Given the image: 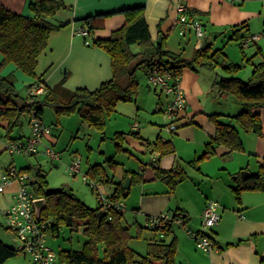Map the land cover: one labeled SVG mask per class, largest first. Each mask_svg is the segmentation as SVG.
<instances>
[{"label":"trees","instance_id":"trees-1","mask_svg":"<svg viewBox=\"0 0 264 264\" xmlns=\"http://www.w3.org/2000/svg\"><path fill=\"white\" fill-rule=\"evenodd\" d=\"M65 9L63 0H31L28 5L30 16H23L6 10L0 4V125L5 124L4 129L8 134L14 128L21 127L22 119L25 117L29 118V122L31 117L41 121L45 108L52 109L56 117L77 114L82 123L102 131L105 117L115 112L118 103L135 101L139 88L138 72L146 77L152 70L158 69L161 74H166L175 80L180 77L184 69L196 73L201 70L213 71L217 66L225 73L239 69L238 65L227 61L222 50L212 51L206 41L199 49H195L190 57L166 50L163 41L160 43L152 41L144 8L133 7L78 20L81 23L78 29L86 31V36H83L84 43L102 50L109 56L112 71V78L109 81L89 91L85 88L68 90L62 80L53 87H45L40 95L28 94L27 97L20 99L16 92L14 76L11 74L3 77L1 71L4 66L13 64L16 69L35 79L37 59L46 49L50 34L64 27L50 20L56 13ZM113 14L124 16V25L113 31L107 39L94 38V32L102 29L105 19ZM230 31L233 39L240 40L241 51H244L241 43L254 36L245 22L230 27ZM131 46H137L139 51L132 53ZM212 88L218 97L232 95L240 104L242 111L234 116L212 114L208 117L215 126V136L206 145L203 155L191 163L193 167L197 162L213 156L216 147L225 148L228 154L241 152L243 141L239 129L246 134L259 137L262 135L263 126L257 110L264 109V62L253 64L249 81L222 77L214 80ZM116 138L119 141L124 139L121 133L116 134ZM153 145V151L159 157L174 153V147L170 142H161L158 139ZM116 146L121 148L120 143ZM157 160L152 163L154 176L164 183L171 193L177 185L187 179V175L180 167H174L169 171L162 170L158 167ZM109 164L116 165L112 160ZM20 173L26 175L24 171ZM88 175L91 179L102 175L100 183L103 184L105 176L101 166L91 167ZM130 176L132 180L135 176L139 177L138 174H130ZM110 182L112 183L111 180ZM27 184L33 189L34 199L45 200V208L39 219L47 222V230L52 235L58 236L62 226L71 230L83 227V232L88 237L83 250H68L58 254L66 264H174L176 238L173 236L168 241L164 239L171 234L173 220L166 222L163 238L159 237V232L156 230L144 228L158 237L148 242L147 253L140 255L129 249L127 245L130 237L128 230L123 226V212L112 213V219L108 221L105 215L102 218L97 217L98 207L88 208L70 190L62 188L47 194V182L40 170L36 173L35 181L29 182L27 178ZM263 190L264 159L260 169L255 174H251L247 180L242 181L237 176L235 186L232 188L238 203L242 192ZM128 193L129 190H123L121 184L117 183L112 196L109 197L119 200L126 198ZM170 215L172 219L180 218L186 225L187 217L184 214L175 211ZM98 245L102 247V257L97 253ZM18 252L20 251L0 241V264L14 258Z\"/></svg>","mask_w":264,"mask_h":264},{"label":"crops","instance_id":"crops-1","mask_svg":"<svg viewBox=\"0 0 264 264\" xmlns=\"http://www.w3.org/2000/svg\"><path fill=\"white\" fill-rule=\"evenodd\" d=\"M30 1L0 0V4L12 13L30 16L28 10ZM63 2L66 9L56 13L50 21L57 25L62 24L64 27L50 34L46 49L37 59V65L34 70L35 79L29 89L37 86H43V88L53 87L64 80V87L68 90L85 88L93 91L112 78L109 56L98 48L86 45L83 36L76 34V29L81 26L78 20L86 17L115 13L126 8L143 7L152 41L158 42L160 38V42L163 41L166 50L171 51L167 46V39L172 30H176L178 35L180 28L177 23L178 15L176 13V6L178 5H183L187 9L189 18L198 20L202 24L204 34L206 33V25L202 22V18H207L209 24L220 27L238 24L245 15H248L236 8L235 4L226 0H63ZM225 18L233 20H224ZM124 23V16L113 14L105 19L103 28L95 31L93 37L96 39H107L113 31L121 28ZM178 37L180 36L178 35ZM192 39L195 41L191 42ZM180 40L184 41L183 46L193 43V50L199 49L203 44L190 29L187 30L184 38L180 37ZM200 72L196 73L189 69H184L181 72L179 87L184 93L187 105L185 111L180 114L177 120L176 125L179 128L176 133H173V138L162 137L160 129L164 126H159L156 121L150 123V128H141V125L135 120L131 123L133 138L127 136L128 147H133L141 153L144 151L148 152L150 154L148 163L138 161L134 156L139 163L137 170L133 168L127 170L119 169L118 171L116 170V175L114 176L106 173L104 165L99 164L98 161H95L92 165L87 163L88 168L84 170V174L87 175L91 167H102L105 176L103 185L108 186L111 190L106 197L112 196L115 184L120 183L122 187L126 178H129L130 186L134 183L140 185L139 195L132 210L135 214H141L146 218L143 228H147L146 223L149 218H154L153 216L164 213L173 214L175 211L184 214L187 217L186 223L188 224L190 221L188 210L178 202L173 203L174 197L170 196L164 183L155 178L152 163L158 158L157 165L162 170L169 171L174 167H180L187 173L188 164L203 155L206 145L215 136V126L208 117L212 114L229 116L224 113H216L211 108L215 100L214 96H208V91L210 90L211 95L215 91L212 88L214 81H212L209 89L206 88L205 82L201 81ZM147 87L148 91H152L154 95L155 104L158 107L165 105L166 101L163 105L159 101L162 94H157L158 90H154L148 85ZM215 96H217V93ZM223 97L225 96L219 98ZM136 112L138 116V110ZM4 126V123L0 125L3 129ZM22 138L19 137V140ZM15 139L18 140V138ZM158 139L161 142L172 143L174 153L159 157L153 151V144ZM263 141L259 144V154L261 155H264ZM55 143L56 140L50 134L43 140L42 147H53ZM123 150L134 159L130 151ZM257 158L256 161L259 163L260 168L262 165L261 158L260 156ZM112 161L118 165L120 164L114 158ZM204 161H214L219 166L217 170L221 172L217 180L218 191L204 194L205 199L202 200L199 208V219H201V212L207 202H219L218 214L220 220L210 231V236L215 243V250L208 257H205L207 264H264V190L242 192L239 203L235 200L232 191L237 176L242 180L241 173L247 172L251 175L257 171L249 169V158L244 153L234 152L228 154V151L223 147H216L214 155ZM128 173L138 174L140 179L135 176V179L132 180ZM77 175L72 176L75 177ZM88 177L91 179L89 175ZM101 177L102 175H97L94 179L100 182ZM158 183H161L163 187H159ZM17 190V182H9L0 189V194L5 198L6 209L13 204ZM205 200L207 201L205 202ZM122 220L126 222L124 217ZM191 231L194 233L198 232L192 229ZM152 234L154 237H151L149 242L157 239L156 235ZM174 237L176 238V236ZM180 240L183 242V249L193 252L194 241L191 237L187 234H182Z\"/></svg>","mask_w":264,"mask_h":264},{"label":"rangeland","instance_id":"rangeland-1","mask_svg":"<svg viewBox=\"0 0 264 264\" xmlns=\"http://www.w3.org/2000/svg\"><path fill=\"white\" fill-rule=\"evenodd\" d=\"M235 6L241 12L248 14L238 24L217 27L209 24L207 18L201 19L204 25H206V33L205 38L201 39L200 42L206 41V44L210 46L212 51L222 50L230 64L239 66V69L232 73H225L219 66L213 71L201 70V81L205 82L206 88L208 89L212 81L222 77H232L247 82L251 79L253 64L264 62V0H240V3L235 4ZM227 19L233 20L229 18H225L224 20ZM244 22L247 23L250 32L257 36L258 39L247 49L241 51L239 47L240 40L237 41L232 38L230 27L240 25ZM194 41V39L191 40V42ZM183 42L178 37L176 30H172L167 39V46L174 53H182L185 57H190L194 51L192 48L193 43L188 46H183ZM130 50L132 53L139 51L137 46H131ZM11 74L15 79V88L18 97L20 99L27 97L29 87L34 82V78L25 75L22 71L16 69L13 64L4 66L1 71V76L5 77ZM137 78L139 88L135 101L118 103L115 112L105 117L102 131L82 123L77 114L56 117L52 109H44L41 122L51 129V134L56 140L55 146H51V148L59 154V160H49L43 154L45 147L42 146L38 148L39 153L35 155H11L5 149L7 142L11 141V139L18 138L17 141L26 142L29 133L31 134L28 117L22 119L21 127L14 128L9 134L5 129L0 127V177L6 173L9 167H15L19 172L24 171L27 174L28 181L32 182L36 180V172L40 170L41 175L45 177L47 182L46 191L62 188L70 190L88 208L96 209L98 207L97 193L83 181L81 174L73 177L67 172V166L75 158L79 159L82 163V174L85 173L84 170L88 168V164L92 165L95 161L103 164L106 173L111 176L116 175V170L118 171L119 169L127 170L133 168L137 170L139 163L135 158L138 161L148 163L150 161V154L145 151L141 153L133 147H128L127 136L133 138L131 123L135 120L141 125V128H150V123L156 121L159 126H164L160 129L161 135L167 139L172 137L174 135L173 133H176L179 128L177 127L174 132H168L166 130L168 120L164 117L163 113L157 112L158 106L155 104L156 101L154 102L153 100L154 95L152 91H148L146 78L141 72L137 73ZM208 92V96H214L215 102L211 106L214 112L234 116L242 111L240 104L232 95L219 98L215 96V91H213L214 95L210 94V90ZM159 93L160 91L158 90L157 94ZM159 101L163 105L166 101L165 96L161 95ZM136 109L138 110V116ZM257 112L260 113L263 126L260 137L253 134H246L239 129L243 141V150L241 152L249 158L248 165L251 171H258L260 169L259 163L256 161L258 156H260L261 162L264 159V155L259 154V144L264 140V109H258ZM120 133L123 134L124 139L119 141L116 138V134ZM19 137L23 138L19 140ZM118 143L121 144L120 149L116 146ZM123 149L130 151L133 158L134 156L135 158L132 159ZM113 158L120 164L115 163L116 165H110L109 161ZM195 160H192L189 163L190 165L188 164L189 168L186 169L187 179L177 185L171 193H169L168 187L164 184L170 196L174 197L173 203L178 202L186 208L190 217V221L185 226L174 223L171 227V234L164 237L168 241L173 236H176L174 264H207L205 257L209 256V254L196 249L194 242L193 252L186 251L183 249V242L180 240L182 234L186 235L187 229L202 231L203 227L201 225V219H199V208L202 200L205 199L203 195L210 192H217L219 189L217 181L219 173H221L217 170L219 166L214 161L201 160L193 167L191 163ZM199 169L202 170L199 171ZM93 180L98 184L99 191L106 197L111 191L110 188L100 183L97 179ZM139 186L134 183L130 186L127 197L121 199L125 206L123 217L124 221H126L122 223L128 230L130 237L127 243L129 249L136 251L140 255H145L147 253L149 239L154 237V235L143 228L146 218L141 214H135L132 210L135 207L134 205L139 195ZM158 186L163 187L161 183H158ZM28 189L32 194L34 193L31 185H28ZM5 209V198L0 194V241L4 245L17 251L20 243L15 234L9 229L7 230L6 222L2 214ZM161 215L153 217H159ZM206 232L210 233V230ZM87 242L88 237L84 234L83 227H79L77 230H71L68 227L62 226L58 236L52 235L49 230H47L46 234V245L57 254L68 250L81 251L85 248ZM97 250L98 255L102 257L103 250L101 245L97 246ZM4 264H32V261L28 255L18 252L14 258L7 260Z\"/></svg>","mask_w":264,"mask_h":264},{"label":"built area","instance_id":"built-area-1","mask_svg":"<svg viewBox=\"0 0 264 264\" xmlns=\"http://www.w3.org/2000/svg\"><path fill=\"white\" fill-rule=\"evenodd\" d=\"M232 4L240 3V0H226ZM178 15L177 23L180 25L178 35L184 38L187 30L190 29L198 40L204 38V30L202 24L195 19L189 18L187 9L183 5L176 6ZM76 34L86 36L84 29H76ZM258 39L253 36L241 43L244 49L248 48L249 44ZM147 85L159 90L166 98V103L157 108V112L163 113L168 120L166 130L174 132L177 129V120L180 114L186 109V98L183 91L179 87V78L172 80L168 75L161 74L158 69L152 70L146 76ZM43 86H37L29 89V94L32 96L40 95L43 92ZM30 137L26 142L9 141L6 145V150L9 154H38V148L43 146V140L50 136L51 129L42 124L35 117H31L30 122ZM43 154L51 161L59 160V154L54 152L51 147H45ZM67 172L70 175L81 174L82 179L88 184L91 189L97 193L98 209L107 216V220L111 221V214L123 212L125 206L123 202L114 200L110 197H105L98 189V184L89 179L88 176L81 172V162L75 158L68 166ZM9 182H17L18 190L14 196L13 204L5 209L2 214L6 222L7 229L12 231L20 243L19 251L24 255H28L32 264H66L62 261L58 254L46 245L47 222L41 221L36 217L33 201L34 195L28 189L27 176L16 170L15 167H9L6 173L0 177V189ZM180 226H185L180 218L172 219L170 214H163L159 217L149 218L146 227L151 231L159 232V237L163 238V230L166 222L172 221ZM220 220L218 214V205L214 201L206 203L201 212L202 231L194 233L190 229L186 230V234L191 237L198 250L203 253L210 254L215 250V243L207 233L218 224Z\"/></svg>","mask_w":264,"mask_h":264},{"label":"water","instance_id":"water-1","mask_svg":"<svg viewBox=\"0 0 264 264\" xmlns=\"http://www.w3.org/2000/svg\"><path fill=\"white\" fill-rule=\"evenodd\" d=\"M158 43H160V38L158 39ZM249 177H250V175L247 172L241 173L242 180L248 179ZM129 187H130V180L128 178V179H126V181L122 185V189L127 190V189H129ZM54 191L55 190H48L47 194L54 193ZM33 206H34L36 217L39 218L42 210L45 208V200L43 198L35 199L33 201ZM103 216H104L103 212L99 211L97 213L98 218H102Z\"/></svg>","mask_w":264,"mask_h":264}]
</instances>
